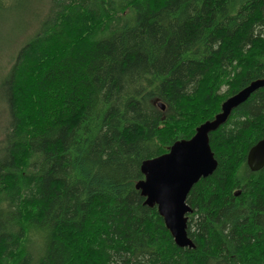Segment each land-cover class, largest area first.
Wrapping results in <instances>:
<instances>
[{"label":"trees","instance_id":"trees-1","mask_svg":"<svg viewBox=\"0 0 264 264\" xmlns=\"http://www.w3.org/2000/svg\"><path fill=\"white\" fill-rule=\"evenodd\" d=\"M14 9L30 19L0 61V264H264V168L247 166L264 88L209 136L194 248L136 189L264 79V0H0V21Z\"/></svg>","mask_w":264,"mask_h":264},{"label":"water","instance_id":"water-1","mask_svg":"<svg viewBox=\"0 0 264 264\" xmlns=\"http://www.w3.org/2000/svg\"><path fill=\"white\" fill-rule=\"evenodd\" d=\"M262 88L264 79L252 82L227 99L221 112L199 126L191 139L177 141L168 153L143 162L141 171L144 179L137 183L136 189L145 198L147 206L157 207L178 247L194 248L187 233L188 215L193 212L187 198L193 186L202 178L211 176L218 165L210 147V134L227 122L234 109ZM159 107L165 110L163 104L159 103ZM247 166L253 172L264 168V139L249 150Z\"/></svg>","mask_w":264,"mask_h":264},{"label":"rangeland","instance_id":"rangeland-1","mask_svg":"<svg viewBox=\"0 0 264 264\" xmlns=\"http://www.w3.org/2000/svg\"><path fill=\"white\" fill-rule=\"evenodd\" d=\"M30 19V16L23 14L22 9H14L13 12L7 15H3L2 20L0 21V56H3L5 64V58H9V53L12 50V47L7 45L8 43L14 42V37L16 34H19V31L23 28L24 24ZM3 119V108L0 104V124Z\"/></svg>","mask_w":264,"mask_h":264}]
</instances>
